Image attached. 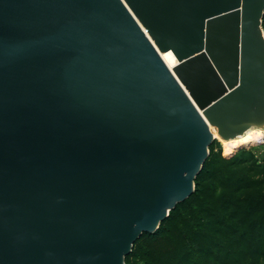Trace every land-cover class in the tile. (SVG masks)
Instances as JSON below:
<instances>
[{
  "label": "water",
  "instance_id": "obj_1",
  "mask_svg": "<svg viewBox=\"0 0 264 264\" xmlns=\"http://www.w3.org/2000/svg\"><path fill=\"white\" fill-rule=\"evenodd\" d=\"M264 0H0V264H125L219 139L264 130Z\"/></svg>",
  "mask_w": 264,
  "mask_h": 264
},
{
  "label": "trees",
  "instance_id": "obj_2",
  "mask_svg": "<svg viewBox=\"0 0 264 264\" xmlns=\"http://www.w3.org/2000/svg\"><path fill=\"white\" fill-rule=\"evenodd\" d=\"M242 145L243 141L222 147ZM210 157L211 152L194 180L193 193L169 212L154 233L140 236L125 257V264L136 257L144 264H257L256 258L264 257L262 196L252 193L249 186L243 188L234 175L231 180L227 178V184L215 181L218 171L212 168ZM242 160L237 157L229 166ZM209 180L214 182L203 186ZM218 190L230 193L216 199ZM166 244L168 250L155 257V250Z\"/></svg>",
  "mask_w": 264,
  "mask_h": 264
},
{
  "label": "rangeland",
  "instance_id": "obj_3",
  "mask_svg": "<svg viewBox=\"0 0 264 264\" xmlns=\"http://www.w3.org/2000/svg\"><path fill=\"white\" fill-rule=\"evenodd\" d=\"M261 28L264 34V15L262 18ZM243 142L244 145L241 147L231 146L224 149L220 141L215 140L212 143L211 148H208V154L211 152L210 161L214 163L212 168L215 171H218L217 176L214 177L215 181H224L223 184H227V178L231 180L233 179L231 175H234V180L235 178L241 180L243 188L249 186L252 193L262 196L261 200L264 203V132L254 131L253 133L248 134ZM237 157H241L243 160L234 164L233 167H230L229 162ZM213 182L214 181L209 180L202 185L207 186ZM260 182L261 184L254 187L255 183ZM229 193L230 192H227L225 194V191L218 190L215 197L217 199L222 197L224 194L226 196ZM262 238L264 239V236ZM140 244H142V242ZM166 245H161L157 248L158 250H155L157 252L155 257H158L157 255L159 254H164L168 250L169 246ZM214 251L215 253H218L217 250ZM249 258L250 257L248 256L244 259L248 262ZM256 261L257 264H264V257H258L256 258ZM126 264H144V261L140 257H136L128 259Z\"/></svg>",
  "mask_w": 264,
  "mask_h": 264
},
{
  "label": "bare ground",
  "instance_id": "obj_4",
  "mask_svg": "<svg viewBox=\"0 0 264 264\" xmlns=\"http://www.w3.org/2000/svg\"><path fill=\"white\" fill-rule=\"evenodd\" d=\"M264 35V34H263ZM254 131H257V132H264V130H262V129H252L251 131H249V132H247L239 141H237V142H241V141H243L245 138H246V136L248 135V134H250V133H253ZM218 141H219V139L218 138H216ZM220 143L222 144V145H226L223 141H220ZM234 143H236V142H234ZM232 144V143H231Z\"/></svg>",
  "mask_w": 264,
  "mask_h": 264
}]
</instances>
